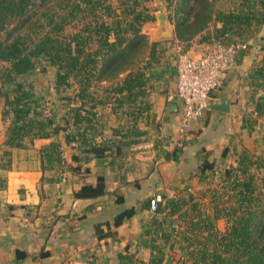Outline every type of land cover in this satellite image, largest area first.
<instances>
[{"label": "trees", "instance_id": "obj_1", "mask_svg": "<svg viewBox=\"0 0 264 264\" xmlns=\"http://www.w3.org/2000/svg\"><path fill=\"white\" fill-rule=\"evenodd\" d=\"M144 1L117 0L115 6L109 0H63L61 10L55 11L47 6L50 0H0L5 147L48 140L39 149L41 171L67 167L78 172L80 161L92 160L96 167H104L147 140L150 128L158 127L149 90L154 80L149 69L157 58L155 44L141 33L142 25L154 19ZM37 9L44 22L35 17ZM173 18L176 43L184 51L197 35L207 45L248 43L264 24V0H239L228 10L215 9L214 0H179ZM75 19L81 21L80 28L65 34V26ZM211 23L212 30L205 34ZM30 27L33 29L24 31ZM248 46L235 55L234 62L238 54L240 59L247 53ZM147 47V61L138 65ZM49 68L53 69V88L60 101L68 104L60 120L56 110L36 96L35 84L21 80L45 74ZM247 78L250 91L245 104L250 108L242 114L240 124L246 132L264 126L263 58L250 68ZM114 79L110 87L101 88L104 94L98 97L95 85ZM68 89L74 93V103L64 96ZM107 103L113 114L119 113L109 134L97 118L98 106ZM63 143L71 144V160L77 166L63 158ZM2 153L8 155L9 151ZM234 162L218 170L214 162L205 160L195 174L201 186L194 192L185 186L175 196L161 195L138 237V244L149 251L148 257L137 255V244L134 250L118 252L115 264H176L179 260L180 264H264V157L243 149ZM105 191L104 177L98 175L94 184H83L73 197L95 198ZM204 199L209 210L204 209ZM149 200L143 202V208L149 209ZM125 214L122 211L117 218ZM218 220L224 222L222 230ZM167 248L179 252L180 258L173 260ZM45 255L47 252L40 253Z\"/></svg>", "mask_w": 264, "mask_h": 264}, {"label": "crops", "instance_id": "obj_2", "mask_svg": "<svg viewBox=\"0 0 264 264\" xmlns=\"http://www.w3.org/2000/svg\"><path fill=\"white\" fill-rule=\"evenodd\" d=\"M253 40L248 41L247 53L240 59L238 54L227 70L222 87L212 93L209 108L182 132L183 104L177 98L166 99L175 89V49L157 43L152 36L149 41L156 42L157 59L149 69L154 77L149 90L158 127L150 128L147 140L133 146L125 158L104 167L89 160L79 162L78 172L67 167L43 172L39 149L48 140L5 147L0 123V264H115L118 252L139 243L141 224L151 216V210L143 208L147 198L175 196L185 186L190 189L205 160L234 162L239 152L235 133L241 129L242 114L248 111L238 83L247 85V73L260 57L255 45L251 47ZM206 46L194 38L187 50L196 54ZM224 99L227 111L212 108ZM5 149L8 155H3ZM72 152L71 144L63 143V158L77 166L71 160ZM98 175L105 180L103 195L73 197L83 184H94ZM122 211L126 214L119 220ZM19 252L26 256H17ZM41 252L47 255L40 256Z\"/></svg>", "mask_w": 264, "mask_h": 264}, {"label": "rangeland", "instance_id": "obj_3", "mask_svg": "<svg viewBox=\"0 0 264 264\" xmlns=\"http://www.w3.org/2000/svg\"><path fill=\"white\" fill-rule=\"evenodd\" d=\"M109 1L113 5H115V6L117 5V0H109ZM238 2H239V0H214V8L220 9V10H228L231 7H233L235 4H237ZM178 3H179V0L174 1L170 4H168L166 0H145L144 1V4L146 5L147 10L149 12H151L154 16V19L152 21L143 24L141 27V33L145 34L147 36L148 41H149V39L150 40L152 39V31H151L152 28L156 25H159V24L161 25V24L166 23V24H169V26L171 28V35L169 37H166V38L156 39L157 40L156 42L159 44H164V45L168 44V45H166V46H168V48H170V49L174 48L175 49L176 38H175V22H174V18H173V10H174L175 6L178 5ZM61 5H63V0H50V2L47 3V6L52 8L55 11H60ZM36 12L37 13H36L35 17L40 18L39 22H44L45 20L43 19V17L39 16L41 9H37ZM80 22L81 21H79L77 19L69 22L65 26L64 33L70 34V33L74 32L75 30H77L78 28H80V25H81ZM212 27H213V23H211L207 27L205 34L207 32H210L212 30ZM31 28L32 27H30V28H28V30L26 29L24 31L27 32ZM195 38L200 39V36L197 35ZM252 38H254V40L251 43V47L253 45H255L256 55L259 56V54H260L259 60L257 61V63H259V62H261L262 58L264 59V24L262 25V28L260 29V31L257 32ZM156 42H153V43L155 44ZM249 49H250V47H249ZM148 52H149V48L147 47L145 49L144 53L141 55V57H140L141 62H139L138 65L145 64L144 62L147 61L146 56H147ZM52 72H53V69L49 68L48 72H46L45 74H38L37 76L28 75V76H25L24 78H21V80H25L26 82L31 81L35 84L36 96L40 97L43 103H46V107H48V108L51 107L52 109L56 110V116L60 120L61 117L63 116L64 108L67 107L68 104L60 101V97H59L60 95L53 88ZM121 76H122V74L119 77H121ZM113 81L115 82L116 79H114L112 81H101L95 85V88H97V91H98V93H97L98 97L99 96L102 97L104 94V93H102L101 88L110 87L111 83ZM244 84H245L244 81H242V82L240 81L238 83V90H239L240 98L244 99L245 102H247L246 100L249 96L248 91H250V86L248 85L249 82L245 86H244ZM239 86H240V88H239ZM64 94H65L64 95L65 97L70 98V101H69L70 103H74V99H73L74 93L70 89H68V91L64 92ZM108 94H109V96H112L113 92L109 91ZM1 104H2V99L0 97V123L3 124V128H4L5 119H3L1 116ZM247 104H248V102H247ZM247 104H245L246 110H248L250 108V105H247ZM111 108H112L111 103L110 104L107 103V104L98 106V112H99L97 114L98 123L100 124V126H102V125L105 126V130H104L105 134L110 133V126L117 124V118H118L119 113H118V115L113 114ZM124 108H127V106H125ZM262 119L263 118H260V124L262 122ZM263 129H264V126L262 127V125H260L259 127L256 125L253 130L248 131V132L238 128V131H237L238 133H235L236 134L235 140H236V144H237V150L240 152L241 150L245 149L246 151L254 152L255 154H258V155H261L264 157V138H263L264 133H263ZM231 163L234 164L235 162H231ZM214 166L219 170V169L227 166V162L224 164L222 162L221 163L215 162ZM194 182H195V184H194L195 186L190 185V191H192V192L195 191V189H194L195 187L197 189L198 187L201 186L200 184H198L196 182V180ZM202 188H204V187H202ZM202 201H203L204 209L209 210V204L207 203V200L204 199ZM142 225L143 224H141V227H142ZM217 227H218V229L222 230L224 227V222L222 220H218L217 221ZM134 249H136V247ZM134 249H131V250H134ZM136 252H137V255L141 258H143V256H145V258H146L149 255V253H147L149 251L145 247L140 246V245H139L138 249H136ZM145 252H146V254H145ZM166 253L173 256V260H178L180 258V253L177 251H174L173 249L167 248ZM180 263H181L180 260L176 262V264H180ZM186 264H190V263L187 262Z\"/></svg>", "mask_w": 264, "mask_h": 264}, {"label": "built area", "instance_id": "obj_4", "mask_svg": "<svg viewBox=\"0 0 264 264\" xmlns=\"http://www.w3.org/2000/svg\"><path fill=\"white\" fill-rule=\"evenodd\" d=\"M247 42L222 44L213 42L196 54L184 51L183 45L176 43L175 89L166 96L183 104L180 131L188 129L210 106L212 93L223 85L225 74L234 62L235 55L247 48ZM160 196L150 197L149 209L155 210Z\"/></svg>", "mask_w": 264, "mask_h": 264}, {"label": "water", "instance_id": "obj_5", "mask_svg": "<svg viewBox=\"0 0 264 264\" xmlns=\"http://www.w3.org/2000/svg\"><path fill=\"white\" fill-rule=\"evenodd\" d=\"M152 36L155 39H162L169 37L171 35V28L169 24H159L152 28ZM227 105V100L224 99L222 103H214L212 104V108L219 109L222 111H227V108L225 107Z\"/></svg>", "mask_w": 264, "mask_h": 264}]
</instances>
